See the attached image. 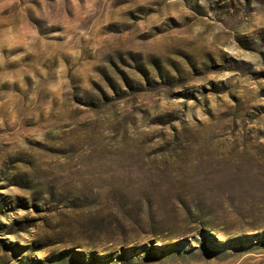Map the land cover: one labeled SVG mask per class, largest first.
<instances>
[{
    "label": "rangeland",
    "instance_id": "374dc122",
    "mask_svg": "<svg viewBox=\"0 0 264 264\" xmlns=\"http://www.w3.org/2000/svg\"><path fill=\"white\" fill-rule=\"evenodd\" d=\"M0 264H264V0H0Z\"/></svg>",
    "mask_w": 264,
    "mask_h": 264
}]
</instances>
